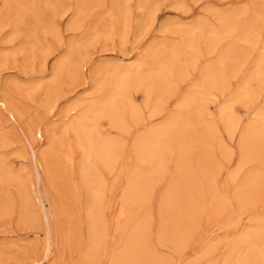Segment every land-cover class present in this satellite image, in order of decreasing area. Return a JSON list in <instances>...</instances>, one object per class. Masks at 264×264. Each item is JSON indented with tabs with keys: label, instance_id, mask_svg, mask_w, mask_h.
<instances>
[{
	"label": "rangeland",
	"instance_id": "obj_1",
	"mask_svg": "<svg viewBox=\"0 0 264 264\" xmlns=\"http://www.w3.org/2000/svg\"><path fill=\"white\" fill-rule=\"evenodd\" d=\"M34 14L46 24L38 28L51 53L45 65L27 49ZM199 23L218 36L212 48L201 43L192 51L184 47L181 30ZM75 42L83 45L80 51L71 48ZM171 46L192 55L176 54L167 73L173 82L169 93L154 98L131 89L139 118L126 117L122 127L106 119L96 124L100 134L114 140L115 151L107 166L105 150L97 149L101 155L90 176L99 172L94 180L103 195L101 208L89 213L95 182L87 183L82 174L76 136L62 129L109 92L111 79L103 71L141 63L147 72ZM262 57L264 0H0V97L19 117L15 123L0 115V264L31 259L41 264H264V118L259 119L264 63L257 64ZM62 58L83 61L82 73L74 74L66 63L64 73L53 76ZM211 68L218 87L208 89L202 102L197 90ZM241 91L247 97L231 104ZM47 100L54 109L45 107ZM229 104L234 114L226 129L220 112ZM209 123L216 125L212 132ZM27 125L56 134L39 184L24 149ZM162 126L168 135L157 161L144 153L142 141ZM38 140L33 136L36 148ZM7 171L19 176V183H10ZM34 181L46 193L42 204ZM132 182L140 187L129 196ZM97 222L98 242L91 236Z\"/></svg>",
	"mask_w": 264,
	"mask_h": 264
},
{
	"label": "bare ground",
	"instance_id": "obj_2",
	"mask_svg": "<svg viewBox=\"0 0 264 264\" xmlns=\"http://www.w3.org/2000/svg\"><path fill=\"white\" fill-rule=\"evenodd\" d=\"M139 2H143V0H139ZM138 5H140L138 3ZM261 8V7H260ZM70 9V8H69ZM111 9V8H110ZM262 9V8H261ZM61 10V9H60ZM73 10V9H72ZM74 11V10H73ZM53 12V11H52ZM155 13V12H153ZM116 14V13H115ZM153 16V14H151ZM150 15V17H152ZM149 17V19H151ZM154 18V16H153ZM33 19H34V26L33 28L29 31V35H32V40H31V44L30 46L27 47L28 51L30 52H34L35 54H37L39 57H41L40 59L42 60L43 64L45 65L46 63V59L47 56L51 53H48V51L45 49L44 45L42 44V40L39 37V33H38V28L41 26V28L46 27V24L41 22V19L38 18L37 14L33 15ZM120 19V18H119ZM152 20V19H151ZM151 20H149L151 22ZM154 22V20H152ZM149 22V23H150ZM229 22V21H228ZM152 23V22H151ZM232 23V22H231ZM246 23V22H245ZM249 23V22H248ZM247 23V24H248ZM117 24V23H116ZM69 25H72L71 22L69 23ZM74 25V24H73ZM204 25L202 24H198L192 28H187V29H183L182 34L183 37L185 39L186 45L184 47H189L191 48V50L193 51L195 49V47H199L201 43L205 44L204 46L208 49L212 48V46L210 45L211 41L215 39V36H218V34H216V32L212 31V30H208L205 31L204 30ZM228 26V25H227ZM231 25H229L230 27ZM44 29H42V31H45ZM115 30V29H114ZM114 33V32H113ZM93 35V34H92ZM99 35V34H98ZM59 36V35H58ZM224 36V35H223ZM238 36V35H237ZM236 36V37H237ZM86 37V36H85ZM88 40V38H87ZM232 41V40H231ZM77 42V41H76ZM73 43L71 44V48L76 50L78 49L80 51V46H83L79 43ZM263 43V42H262ZM37 45V47L34 48V45ZM258 45V44H257ZM183 46H171L170 49L168 50V53L166 56H163V58H158L157 60H155L154 65H152L151 67H149L148 71L146 72V70H142L140 69L141 67V63L138 64H134V65H129V66H115L114 68H108L105 72L102 71L104 73V77L108 78L109 80L111 79V86L109 88V92L106 93L105 95H103L101 98L96 99V101L94 100V102L92 103V105L90 106L91 108L89 109V111L85 114L82 115H77L76 117H74L73 119H71V121L69 122L68 125H65L62 129V132L64 135H67L69 133H73L76 136L77 139V145L79 147L82 148L83 150V157L81 158V171L82 174L86 180L87 183H92L95 182V187L91 189V207L88 211L89 213H93V211H95L98 208L100 202H101V195H103V193L100 190V186L98 181L94 180V176L99 175L98 173L96 175H91L90 176V170L92 168L93 165V161L94 159L98 156L101 155L97 149L99 147V149H104L105 150V159L104 164L108 166V164H111L109 161L110 159L109 156L112 153V151L114 149V140L109 139V137L104 136V134H100L99 130L96 127V124L98 122L99 119H106L111 121L109 125H114L116 124L117 126L121 124V127L123 125V122L125 121L126 117H129L131 120H136L139 118V109L138 107L134 104L132 97L130 96V90L131 89H138L141 88V90L143 91V93H145L146 97H153L154 98H161L164 94H168L170 89H171V85H172V81L169 79L167 73L169 74V72L174 69V60L176 58V54L180 53V55L182 54V52H185L187 54V58L191 57L192 53H189L188 51L184 50ZM76 50V51H78ZM152 50V49H151ZM82 51V50H81ZM247 51V49H246ZM196 53V52H195ZM47 54V55H46ZM80 56V55H79ZM179 57V56H178ZM78 58V57H77ZM76 60V59H75ZM69 59L68 58H62L59 59L58 62L55 63V66L53 67L52 70V74L53 76H57L58 74L60 75L61 72L64 73V67L68 64L69 66V70H71L74 74L76 73H82V68H83V61H76V62H71L68 63ZM72 61V60H71ZM67 63V64H66ZM116 63V62H115ZM222 63V62H220ZM264 63V57L259 59V63L258 66L260 64ZM102 65V64H101ZM215 67V66H214ZM238 67V66H237ZM68 68V67H67ZM105 68V67H104ZM239 68V67H238ZM101 70V69H100ZM181 70V69H180ZM179 70V71H180ZM67 71V70H66ZM97 71V70H96ZM68 72V71H67ZM215 72L216 71H212V68L209 71H205L202 74L201 77V81L198 87V95L200 97V101L203 102L204 98L208 95V89H214L218 87V82L215 79ZM70 73V72H69ZM97 73V72H96ZM100 74V72H99ZM215 74V75H214ZM58 75V76H59ZM65 75V74H64ZM73 75V74H72ZM102 75V74H101ZM224 75V74H223ZM220 76V75H219ZM103 77V76H102ZM228 77V76H227ZM249 77V76H248ZM66 79V78H65ZM218 79V78H217ZM227 79V78H225ZM259 79L260 81L264 82V70H260L259 71ZM250 80V79H249ZM223 81V80H222ZM96 83V81H95ZM104 83V82H103ZM256 83V82H255ZM102 85V84H101ZM219 87L221 88V82ZM242 89V88H241ZM134 93V91H133ZM246 94V92L241 91L235 98H233L231 104H233L234 101L238 100L237 97H242ZM246 96V95H245ZM247 97V96H246ZM98 98V97H97ZM254 98V97H253ZM207 100V99H206ZM55 101V100H54ZM164 102V101H163ZM201 102V103H202ZM207 102V101H206ZM237 102V101H236ZM46 105L45 107H47V105L49 107L53 108L54 102H50V100L46 101ZM155 103V102H154ZM247 103V102H246ZM231 104L223 107L221 109L220 112V116H221V120L224 122L225 128L229 129L231 127V122L233 121V108L231 106ZM164 105V104H163ZM187 105V103H186ZM16 106V105H15ZM234 106V105H233ZM72 107V106H71ZM161 107L160 105L158 106V108ZM201 107V106H200ZM54 109V108H53ZM70 109V108H69ZM155 109V108H154ZM18 110L16 108L13 107V105L10 103V101L8 99L2 98L0 97V115L7 117L8 120H12V122L17 123L19 117L18 115ZM77 114V113H76ZM79 114V113H78ZM20 115V114H19ZM65 115V114H64ZM184 115V114H183ZM259 119H263L264 118V107L261 110V112L259 113ZM53 117V116H52ZM66 117V116H64ZM2 118V117H1ZM102 121V120H101ZM107 121V122H109ZM14 123V124H15ZM99 123V122H98ZM104 123V122H102ZM112 123V124H111ZM126 124V123H125ZM207 128H209V130H211L210 132L213 131V129L215 130L216 125L214 124H207ZM223 125V124H222ZM223 125V126H224ZM115 126V125H114ZM131 126V125H130ZM16 127V126H15ZM199 127V126H197ZM23 128V127H20ZM130 128V127H129ZM262 128V127H261ZM166 126H162V127H157V128H153L152 130L149 131V133L147 134V136H143L144 140L143 145H142V149L144 151V153H149V156H151L154 159H158L160 160L162 158V154L161 152H163V150H160V147H164L165 144V140L167 139V135L168 132L165 130ZM206 130V129H205ZM262 130L264 131V128H262ZM208 131V130H207ZM261 132V130H260ZM23 133L25 135L26 138V142L28 144V147H24L25 151L27 150L28 153L31 156V162L36 170V182L39 184L41 181V174H42V169H43V164L44 161L46 159V156L51 152L52 150V142H54L55 140V135L53 134V130L52 129H42L40 125H27L26 130H23ZM251 135H253V133L249 134V138L251 137ZM33 136L34 137H38L39 140V144L40 147L36 148V145L34 144L33 140ZM177 139V138H176ZM136 140V139H135ZM178 140V139H177ZM260 140V139H259ZM136 143H138V141H135ZM260 142V141H259ZM134 143V142H133ZM179 143V142H177ZM135 144V143H134ZM261 144V142H260ZM140 145V144H139ZM263 146V144H261ZM27 146V145H26ZM76 146V144H75ZM179 146V145H178ZM118 147V146H117ZM135 147V146H134ZM141 147V146H140ZM182 148V147H181ZM187 148V146H186ZM264 148V146H263ZM96 149V150H95ZM136 149V148H135ZM189 149V147H188ZM66 150V149H65ZM185 150V149H184ZM191 150V149H190ZM264 150V149H263ZM67 152V151H66ZM137 152V150H136ZM189 152V151H187ZM256 152V150H255ZM138 153V152H137ZM257 153V152H256ZM66 154V153H65ZM102 154H104V152H102ZM259 154V153H258ZM147 155V154H146ZM148 156V155H147ZM263 157V156H262ZM261 157V158H262ZM50 158V157H49ZM142 159V157H141ZM165 159V158H164ZM163 159V160H164ZM181 159V158H180ZM143 160V159H142ZM151 160V158H150ZM153 160V159H152ZM151 160V161H152ZM144 161V160H143ZM149 161V160H148ZM169 161V160H168ZM146 162V161H145ZM153 162V161H152ZM155 163V162H154ZM244 163V161H241V165ZM96 164V163H94ZM97 165V164H96ZM0 168H1V164H0ZM99 168V167H98ZM97 169V167H96ZM95 171V169H93ZM2 171V170H0ZM93 171V172H94ZM105 171V170H104ZM96 173V172H95ZM94 173V174H95ZM6 175L8 178H10L11 180H13V182H10V179H8V181L10 183H14L17 184L19 183L20 179L19 176L17 175H12L11 172L7 171ZM260 175V174H259ZM93 176V178H91ZM196 176V175H195ZM261 176V175H260ZM98 177V176H96ZM144 177V176H143ZM262 177V176H261ZM264 178V177H263ZM198 179V178H197ZM139 180V179H137ZM34 181V182H35ZM30 182V181H29ZM35 183H31V186H34V189L37 193L39 202H41V204L43 203V201L47 200V196L46 193L42 191H38L39 188H37V184ZM195 182V181H194ZM248 183V181H246ZM255 182V181H254ZM29 184V183H28ZM194 184V183H193ZM191 184V186L193 185ZM246 184V183H245ZM21 185V183H20ZM25 185H27L25 183ZM105 185V184H104ZM251 185V184H250ZM30 186V185H29ZM262 186V185H261ZM140 187V184L137 182H132L129 186V192L128 195L130 196L131 194H136L138 191V188ZM206 188V187H205ZM245 188V187H244ZM20 189V188H19ZM250 189V187H249ZM254 189V188H253ZM107 190V189H106ZM264 190V189H263ZM33 191V190H32ZM248 191V190H247ZM250 192V191H249ZM251 193V192H250ZM253 193V192H252ZM264 193V192H263ZM22 195V192H21ZM138 195V194H137ZM202 195V194H201ZM23 196V195H22ZM216 197V196H215ZM219 198V197H218ZM228 198V197H227ZM216 199V198H215ZM28 200V199H27ZM26 200V201H27ZM244 200V199H243ZM36 201V200H35ZM220 201V200H219ZM37 202V201H36ZM85 202V201H84ZM211 202V201H210ZM221 202V201H220ZM241 202V201H240ZM90 203V202H89ZM110 203V202H109ZM115 203V202H114ZM252 203V202H251ZM191 204V203H190ZM242 204V203H241ZM246 204V203H245ZM42 206V205H41ZM40 206V207H41ZM215 206V205H214ZM243 206V205H241ZM257 206V205H256ZM55 207V206H54ZM108 207V206H107ZM196 207V206H195ZM216 207V206H215ZM196 209V208H195ZM56 210V209H55ZM109 211V210H108ZM107 212V211H106ZM123 214V210L119 211V218L120 216ZM179 214V213H178ZM21 216V215H20ZM76 216V215H75ZM117 216V215H116ZM48 217V215H47ZM188 217V216H187ZM99 218V217H98ZM117 218V221L118 219ZM31 220V219H30ZM263 221V220H262ZM264 222V221H263ZM91 223V222H90ZM100 222H97V224L94 223V227L92 225L91 227V231H92V235L93 236V240L97 241V234L100 233L102 231V228L100 227ZM261 223V222H260ZM99 224V225H98ZM136 224V223H135ZM155 224V223H154ZM180 224V223H179ZM111 225V224H110ZM118 226H120V224H116ZM137 225V224H136ZM156 226V224H155ZM178 227V226H177ZM257 227V226H256ZM111 228V227H110ZM132 228V227H131ZM260 228V227H258ZM252 229V228H251ZM254 229V228H253ZM256 229V228H255ZM130 230V229H129ZM181 230V229H180ZM258 230V229H257ZM139 231V230H138ZM144 231V230H143ZM178 231V230H177ZM136 232V231H135ZM184 232V230H183ZM190 232V231H189ZM257 233V232H256ZM184 234V233H183ZM255 234V233H254ZM253 235V234H252ZM251 235V236H252ZM246 236V235H245ZM68 237V236H67ZM96 237V238H95ZM140 237V236H139ZM81 238V237H80ZM253 238V237H251ZM91 239V238H90ZM96 239V240H95ZM225 241V240H224ZM245 241V240H244ZM98 242V241H97ZM96 242V243H97ZM107 242V241H106ZM206 242V241H205ZM256 242V241H255ZM262 241L259 242V244ZM91 243V242H90ZM248 243V242H247ZM94 244V243H93ZM199 246V245H198ZM240 246V244H239ZM242 247V246H241ZM240 247V248H241ZM246 247V246H245ZM254 247V245H253ZM107 248V247H106ZM124 248V247H123ZM127 248V247H126ZM231 250V249H230ZM63 251V250H62ZM68 251V250H67ZM96 251V250H94ZM209 251V250H208ZM238 251V250H237ZM243 251V249H242ZM93 252V251H92ZM194 252V251H193ZM211 252V251H210ZM234 252V251H233ZM240 252V251H239ZM257 252L262 255L263 250L261 248L257 249ZM89 253V251H88ZM101 253V252H100ZM206 253V252H205ZM236 253V252H235ZM54 254V253H53ZM102 254V253H101ZM208 254V252H207ZM238 254V253H237ZM236 254V256H237ZM243 253L241 252V255ZM228 255V254H227ZM88 256V255H87ZM101 256V255H100ZM102 257V256H101ZM227 257H230V255H228ZM238 257V256H237ZM81 258V257H80ZM118 258V257H117ZM246 258V257H245ZM244 258V259H245ZM83 259V258H82ZM106 259V258H105ZM145 259V258H144ZM231 259V257L229 258V260ZM114 260H116V257L114 258ZM228 260V259H227ZM233 261V260H232ZM239 261V259L237 260ZM85 263V262H84ZM83 263V264H84ZM261 263V262H260ZM25 264H41V260H34L31 259V261H27ZM120 264V263H119Z\"/></svg>",
	"mask_w": 264,
	"mask_h": 264
}]
</instances>
